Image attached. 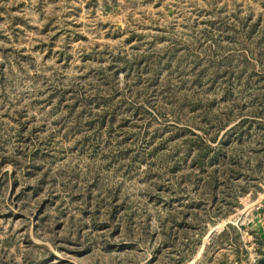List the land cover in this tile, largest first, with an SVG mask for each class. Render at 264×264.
I'll return each mask as SVG.
<instances>
[{
  "label": "rangeland",
  "instance_id": "374dc122",
  "mask_svg": "<svg viewBox=\"0 0 264 264\" xmlns=\"http://www.w3.org/2000/svg\"><path fill=\"white\" fill-rule=\"evenodd\" d=\"M240 108L264 112V0H0V264H178L184 143ZM259 186L185 264L263 254Z\"/></svg>",
  "mask_w": 264,
  "mask_h": 264
},
{
  "label": "trees",
  "instance_id": "16d2710c",
  "mask_svg": "<svg viewBox=\"0 0 264 264\" xmlns=\"http://www.w3.org/2000/svg\"><path fill=\"white\" fill-rule=\"evenodd\" d=\"M231 115L229 111L226 120L207 138L192 134L184 143L183 160L188 159L190 171L181 174V179L191 185L194 197L172 207L160 230L163 246L174 251V263L190 261L208 233L207 224L214 226L238 208L239 197L251 193L253 188L254 193L262 191L259 185H264V112L254 108L245 114L240 108L238 115ZM99 125L111 128L112 119H102ZM183 192L181 189V195ZM251 194L254 198L255 194ZM114 213V208L108 210L110 217ZM228 232H235L229 224L221 234L230 242L235 241L237 237L230 239Z\"/></svg>",
  "mask_w": 264,
  "mask_h": 264
},
{
  "label": "crops",
  "instance_id": "0c3cea01",
  "mask_svg": "<svg viewBox=\"0 0 264 264\" xmlns=\"http://www.w3.org/2000/svg\"><path fill=\"white\" fill-rule=\"evenodd\" d=\"M263 209H264V206H263ZM263 220H264V217L262 218ZM263 224H264V222H263ZM222 231H223V229H222ZM221 231V232H222ZM259 231V230H258ZM260 232H262V233H260L259 235H260V237H261V235L263 236V231H260ZM208 234H209V232L207 233V235H206V237L207 238H209L210 239V237L212 236V235H210L209 237H208ZM202 244V243H201ZM227 245V246H226ZM224 247L226 246V248L227 249H232V250H234L235 251V253H237V251H239L240 250V248L239 247H236V244L234 243V242H228V244H225V245H223ZM203 247H205V246H203ZM264 249V248H263ZM264 258V255L262 254L260 257H256V259H257V262H256V264H259V261H261L262 259ZM237 262H239V263H243V261L240 259V260H235V263H237ZM252 262V261H251ZM250 262V263H251Z\"/></svg>",
  "mask_w": 264,
  "mask_h": 264
},
{
  "label": "built area",
  "instance_id": "2783aa9c",
  "mask_svg": "<svg viewBox=\"0 0 264 264\" xmlns=\"http://www.w3.org/2000/svg\"><path fill=\"white\" fill-rule=\"evenodd\" d=\"M231 224H232L233 226H235L238 230H240V227H239L236 223H235V224H234V223H231ZM262 253H263V255H264V249H263V252H262ZM252 262H253V264H256L257 259H256V258L253 259Z\"/></svg>",
  "mask_w": 264,
  "mask_h": 264
},
{
  "label": "water",
  "instance_id": "95a60500",
  "mask_svg": "<svg viewBox=\"0 0 264 264\" xmlns=\"http://www.w3.org/2000/svg\"><path fill=\"white\" fill-rule=\"evenodd\" d=\"M211 234H212V231L209 232L208 237H209ZM262 262H263V263H262ZM259 264H264V258H263L261 261H259Z\"/></svg>",
  "mask_w": 264,
  "mask_h": 264
}]
</instances>
